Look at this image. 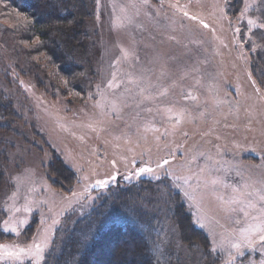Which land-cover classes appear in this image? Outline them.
Returning a JSON list of instances; mask_svg holds the SVG:
<instances>
[{"label": "rangeland", "instance_id": "obj_1", "mask_svg": "<svg viewBox=\"0 0 264 264\" xmlns=\"http://www.w3.org/2000/svg\"><path fill=\"white\" fill-rule=\"evenodd\" d=\"M92 2L79 102L37 85L8 37L20 15L0 18V264H43L97 181L143 177L162 218L167 186L208 236L193 248L165 221L163 245L187 264H264L263 0Z\"/></svg>", "mask_w": 264, "mask_h": 264}, {"label": "trees", "instance_id": "obj_2", "mask_svg": "<svg viewBox=\"0 0 264 264\" xmlns=\"http://www.w3.org/2000/svg\"><path fill=\"white\" fill-rule=\"evenodd\" d=\"M92 9V0H0V18L20 15L6 25L14 48L24 53V69L37 85L59 91L69 101L79 102L78 95H86L88 65L81 60L86 56L85 27ZM6 109L12 113L11 103L0 92V114ZM3 182L0 176V187ZM156 183V178L143 177L97 187L91 208L55 229L43 264H187L176 249L163 245L165 221L173 222L180 243L193 248H207L208 236L193 224L179 194L167 186L170 214L169 219L161 217L152 197L158 193ZM31 229L32 225L26 228ZM8 238L0 228V239Z\"/></svg>", "mask_w": 264, "mask_h": 264}, {"label": "snow or ice", "instance_id": "obj_3", "mask_svg": "<svg viewBox=\"0 0 264 264\" xmlns=\"http://www.w3.org/2000/svg\"><path fill=\"white\" fill-rule=\"evenodd\" d=\"M249 23H251V21H249ZM205 27H207V25H205ZM165 163H167V162L165 161ZM145 171L150 172L151 169H140V172H145ZM113 179H115V177H113ZM97 183H98L101 187H104L106 182H104V181H97ZM260 199H261V200H264V195H262V196L260 197ZM248 206H249V207H252L251 204H249ZM21 224H23V221H21ZM5 230L7 231L8 229L6 228ZM12 230L15 231V229H12ZM262 231H264V230H262ZM260 239H261V240H264V235H261V236H260ZM0 247H3V246H0ZM233 247L239 249L241 246H240L239 244H234ZM37 248H39V246H37ZM5 254L8 255V256H12V255H14V253H12V252H10V251H6Z\"/></svg>", "mask_w": 264, "mask_h": 264}]
</instances>
